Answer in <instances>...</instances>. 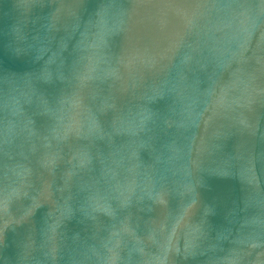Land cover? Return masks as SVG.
Listing matches in <instances>:
<instances>
[{
	"label": "water",
	"instance_id": "water-1",
	"mask_svg": "<svg viewBox=\"0 0 264 264\" xmlns=\"http://www.w3.org/2000/svg\"><path fill=\"white\" fill-rule=\"evenodd\" d=\"M0 264H264V0H0Z\"/></svg>",
	"mask_w": 264,
	"mask_h": 264
}]
</instances>
